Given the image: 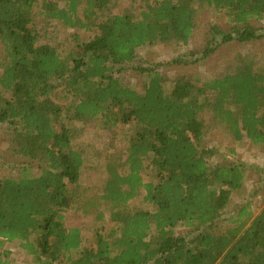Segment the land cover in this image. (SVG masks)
Listing matches in <instances>:
<instances>
[{"label":"trees","instance_id":"obj_1","mask_svg":"<svg viewBox=\"0 0 264 264\" xmlns=\"http://www.w3.org/2000/svg\"><path fill=\"white\" fill-rule=\"evenodd\" d=\"M82 1L0 0V125L9 126L11 151L24 168L40 170L0 177V247L18 241L35 264H264V209L256 216L240 210L231 227L220 225L251 168L212 166L215 151L206 146L208 120L236 143L264 148V65L246 57L233 73L203 84L158 71L197 64L231 42L264 40L253 25L264 18V0H144L138 19L114 15L112 0H86L85 7ZM197 5L226 12L231 30L213 27L200 53L141 69V92L124 86L116 75L134 68L141 48L191 44ZM36 13L96 34L69 52L40 44ZM53 96L75 103L65 109ZM98 118L133 131L123 163L101 148L110 156L99 200L109 214L96 213L88 237L67 229L63 212L91 203L80 177L96 168L74 145L75 124ZM146 162L151 181L141 176ZM143 192L154 212L129 208ZM107 222L111 227L100 229ZM0 264L11 263L0 255Z\"/></svg>","mask_w":264,"mask_h":264},{"label":"rangeland","instance_id":"obj_2","mask_svg":"<svg viewBox=\"0 0 264 264\" xmlns=\"http://www.w3.org/2000/svg\"><path fill=\"white\" fill-rule=\"evenodd\" d=\"M47 1L53 2L54 0ZM85 1H82V7H85ZM40 2H43V0H40ZM112 5L115 6L112 7L114 15L130 12L133 18L138 19L144 8V0H112ZM197 10L196 29L193 31V38L188 47L179 48L174 45L155 44L141 48L135 62L132 64L134 68H129L124 73L116 75L121 83L141 92L145 80V76L140 73L141 69L150 68L160 63L166 64L178 58H187L186 55L191 52L200 53L205 48L206 41L211 39L213 27H217L220 31L226 33L231 30L232 23L226 12L202 5H197ZM253 25L259 31L264 32V18L253 23ZM33 26L37 31L40 44H48L64 52L74 51L78 44L93 39L96 34V31H74L65 29V27L55 22L47 23L37 13ZM1 52L2 47L0 45V59L2 57ZM199 57L201 55L197 54L193 60ZM246 57L253 62L264 65V40L249 44L231 42L220 46L217 52L197 64L165 66L158 68V71L170 79L184 77L198 84H203L233 73L235 66ZM135 68L137 69L135 70ZM53 99L60 107L65 109H69L75 103L73 100L69 101V99H62L57 96H53ZM75 127L78 137L74 141V145L82 150L85 155L88 154V158H90L96 169L87 170L80 177V184L87 192L86 202L91 201V203L88 207L84 206V209L78 211L63 212L64 225L67 229L79 228L89 237L95 227L96 213H104L105 219L109 214L107 204L101 203V200H99L104 177V163L111 153L113 154L111 158H116L121 163L125 161L128 139L132 134L133 126L110 128L105 126L102 118H98L87 123H77ZM10 133L11 130L8 125H0V177L38 176L40 170L36 166L29 167V169L24 168L28 167V164L24 162L23 157L20 155L15 156L12 153L9 142ZM206 139V146L215 151L213 155L209 156V163L212 166L233 162L243 163L251 168L245 174L243 188L234 193L226 214L221 217L220 225L226 229L231 227L232 221L238 217L240 210H247L250 215L256 216L264 209V148L253 146L247 139L236 143L229 133L213 126L208 120L206 121ZM101 148L108 149L110 154L102 152ZM146 167L141 176L145 181H151L154 172L152 167L149 166V162H146ZM121 172L125 174L128 173V170L124 169ZM144 195L145 192L132 201L129 208L131 210L141 209L154 212L153 207L143 202ZM109 227H111V224L107 222L100 229L107 230ZM104 230L102 231L104 232ZM185 231V228H179V232H182V234ZM6 252L10 253L9 257L5 256ZM0 255L4 256V259H7L11 264H35L33 258L24 252L18 241L6 243L3 247H0Z\"/></svg>","mask_w":264,"mask_h":264}]
</instances>
